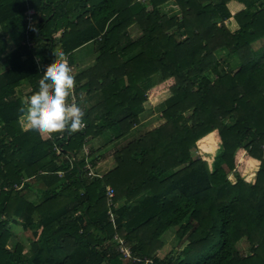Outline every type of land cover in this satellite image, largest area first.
Segmentation results:
<instances>
[{"label": "trees", "instance_id": "obj_1", "mask_svg": "<svg viewBox=\"0 0 264 264\" xmlns=\"http://www.w3.org/2000/svg\"><path fill=\"white\" fill-rule=\"evenodd\" d=\"M0 42V264H264V0H0ZM85 46L96 58L80 72ZM57 49L78 70L83 128L37 135L20 113ZM171 79L163 122L141 131L148 92ZM215 131L211 168L193 150ZM105 137L122 142L113 155L84 152ZM241 149L255 183L229 179ZM11 224L32 232L26 254ZM171 230L185 245L160 259Z\"/></svg>", "mask_w": 264, "mask_h": 264}, {"label": "rangeland", "instance_id": "obj_2", "mask_svg": "<svg viewBox=\"0 0 264 264\" xmlns=\"http://www.w3.org/2000/svg\"><path fill=\"white\" fill-rule=\"evenodd\" d=\"M149 9L150 8H148V10ZM234 26H235L234 24L230 23V27L232 30L236 29L235 28L236 26L235 27ZM131 31L134 32L135 31L134 28H132ZM134 35H136V32L134 33ZM0 45H1V42H0ZM260 46L261 45L259 43H256L253 45L254 49H256V50L259 49ZM13 47H14L13 43L10 42L9 43V50L12 51ZM82 52L83 51L73 54L74 63L75 64L80 63V65H81V67L79 68L80 72H82L83 70H86L89 67L93 66V64L91 62L85 63V64L82 62L83 60H85L87 58V56H84L82 54ZM91 53H93L92 47H91ZM55 57L58 59L57 61H59L61 58L65 59L66 61L68 60L67 57L62 54L60 49H57V54ZM86 65H88V66H86ZM73 69L74 68H72V70ZM74 71L75 70H73V73L75 74L78 70H76L75 72ZM174 84H175L174 80L171 79V80H168V81L158 85L157 87L151 89L148 92V100H147V103L145 104L146 111H145V113L141 119L142 122H141L140 128H143L141 131L151 130V129L159 126L163 122V120L161 118L162 117L161 116V107H162L163 101H165L167 98H169L170 88ZM25 88L26 87L22 88L23 93H24ZM22 125H23L24 129H28L25 125V121L22 123ZM127 140H124V141L127 142ZM109 142H110L109 138H106V137L103 139L98 138V139L90 142L89 144H87L86 149H84V152H87L89 147L94 146L96 149L103 147L100 149V153L103 155H113L114 150L118 146H120V144L122 142H120V143H112V142L109 143ZM220 146H221V140L219 138L218 132L215 131V132L211 133L210 135H208L207 137H205L204 139H202L198 142L196 148L193 150V155L197 159L201 158V159L207 161L209 163L210 167L213 168L216 156H217L218 151L220 149ZM239 152H242L241 158H243L245 163H244V165H240L238 163V167L235 170L230 171L228 173L229 179L233 182H236L237 175H240L248 183H255L257 171L259 170V167H260V162L252 159L249 155H247L248 153H246L242 149ZM107 158H108L107 162H106L107 164L105 165L106 168L108 165H110V163L113 162L112 157L108 156ZM236 165H237V162H236ZM27 198L30 199L31 201H35L36 194H34L33 192H28ZM120 205H122V203ZM117 207H119L118 204H116V208ZM11 227H12V231H13V237L9 242V247L13 248L15 244L21 243L26 249V250H24V253L26 254L27 250L29 249L30 243L32 241H34V237L32 235V232L23 230V227L20 224H11ZM174 232L175 231L171 230L162 239L164 246L162 247L161 250H159L156 253V255L160 259H167L168 257L172 256L173 254L175 256H177L178 251L184 247V245H185L184 243L178 246V243L175 240L176 234ZM118 242H120V241H118ZM176 249H179V250H176ZM239 250L241 251V253L243 255L247 256V255L251 254L252 248L247 243L241 242V244L239 245ZM124 259L129 260V258H126V257H124Z\"/></svg>", "mask_w": 264, "mask_h": 264}, {"label": "clouds", "instance_id": "obj_3", "mask_svg": "<svg viewBox=\"0 0 264 264\" xmlns=\"http://www.w3.org/2000/svg\"><path fill=\"white\" fill-rule=\"evenodd\" d=\"M74 83L68 62L55 58L39 84L38 93L31 96L20 113L31 132L51 135L65 130L74 132L83 126L79 103L70 102L69 99Z\"/></svg>", "mask_w": 264, "mask_h": 264}, {"label": "built area", "instance_id": "obj_4", "mask_svg": "<svg viewBox=\"0 0 264 264\" xmlns=\"http://www.w3.org/2000/svg\"><path fill=\"white\" fill-rule=\"evenodd\" d=\"M35 14V11H29L28 14H27V17L29 18L30 20V16L34 15ZM83 128V127H82ZM89 179H97V178H102L101 175L97 174L96 172L94 171H89L88 175ZM115 195V192L113 190V188L111 187H108L107 188V196H108V199H109V202H110V205H112V199ZM111 217H112V221L114 222V219H115V216L113 213H111ZM120 251L123 253V255L126 257V258H131L132 257V252L131 250L128 248V247H125L124 246V242L123 241H120ZM153 262L150 260V259H145V264H152Z\"/></svg>", "mask_w": 264, "mask_h": 264}, {"label": "crops", "instance_id": "obj_5", "mask_svg": "<svg viewBox=\"0 0 264 264\" xmlns=\"http://www.w3.org/2000/svg\"><path fill=\"white\" fill-rule=\"evenodd\" d=\"M233 3H236L237 5L233 8H231V5L233 4ZM228 8H229V10H230V12L233 14V15H235V14H237V13H239V12H241V11H243L244 10V6L241 4V3H239V2H236V1H233V2H230L229 4H228ZM236 10V11H235ZM231 24H233V23H231ZM235 26H236V24H234ZM234 26V27H235ZM231 28V27H230ZM235 28H237V27H235ZM235 30V29H234ZM81 51H83L82 52V54L84 55V56H87V59L88 58H92V59H94V58H96V54L95 53H91V48H90V46H85V47H83V48H81V49H79V50H77L75 53H77V52H81ZM74 53V54H75ZM91 61V60H90ZM82 62H84V61H82ZM86 63H90L89 61L88 62H86ZM91 63L94 65V61H91ZM85 64V63H84ZM78 65H80V63L78 64ZM81 66V65H80ZM86 66H88V65H86ZM243 150V149H242ZM240 151V150H239ZM238 151V152H239ZM243 151H245V150H243ZM246 152V151H245ZM247 153V152H246ZM248 155V154H247ZM255 160V159H254ZM238 167V164H237V166H236V168Z\"/></svg>", "mask_w": 264, "mask_h": 264}]
</instances>
